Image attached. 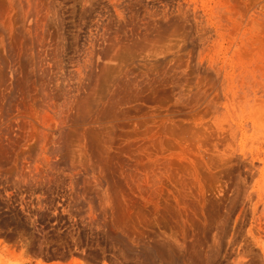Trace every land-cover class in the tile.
I'll return each instance as SVG.
<instances>
[{
  "label": "rangeland",
  "instance_id": "1",
  "mask_svg": "<svg viewBox=\"0 0 264 264\" xmlns=\"http://www.w3.org/2000/svg\"><path fill=\"white\" fill-rule=\"evenodd\" d=\"M0 264H264V0H0Z\"/></svg>",
  "mask_w": 264,
  "mask_h": 264
},
{
  "label": "clouds",
  "instance_id": "2",
  "mask_svg": "<svg viewBox=\"0 0 264 264\" xmlns=\"http://www.w3.org/2000/svg\"><path fill=\"white\" fill-rule=\"evenodd\" d=\"M19 246L21 247L22 251L27 252V243L24 240L19 241Z\"/></svg>",
  "mask_w": 264,
  "mask_h": 264
}]
</instances>
